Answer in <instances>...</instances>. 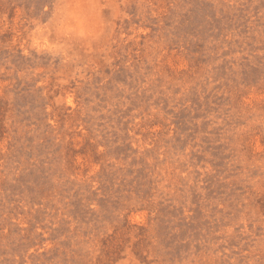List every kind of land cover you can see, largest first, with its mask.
Segmentation results:
<instances>
[{
	"label": "rangeland",
	"instance_id": "374dc122",
	"mask_svg": "<svg viewBox=\"0 0 264 264\" xmlns=\"http://www.w3.org/2000/svg\"><path fill=\"white\" fill-rule=\"evenodd\" d=\"M0 264H264V0H0Z\"/></svg>",
	"mask_w": 264,
	"mask_h": 264
}]
</instances>
